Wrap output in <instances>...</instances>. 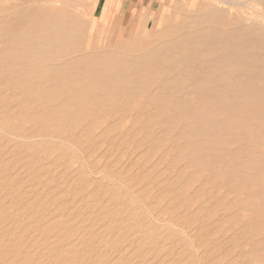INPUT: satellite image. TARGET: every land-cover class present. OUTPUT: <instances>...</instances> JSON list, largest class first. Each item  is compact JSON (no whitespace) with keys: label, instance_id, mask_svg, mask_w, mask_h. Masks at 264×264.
Segmentation results:
<instances>
[{"label":"rangeland","instance_id":"rangeland-1","mask_svg":"<svg viewBox=\"0 0 264 264\" xmlns=\"http://www.w3.org/2000/svg\"><path fill=\"white\" fill-rule=\"evenodd\" d=\"M178 1L0 0V264H264V5Z\"/></svg>","mask_w":264,"mask_h":264},{"label":"bare ground","instance_id":"bare-ground-1","mask_svg":"<svg viewBox=\"0 0 264 264\" xmlns=\"http://www.w3.org/2000/svg\"><path fill=\"white\" fill-rule=\"evenodd\" d=\"M7 1V0H6ZM6 1H4V2H6ZM11 1V0H10ZM55 1V0H54ZM2 2H3V0H2ZM3 2V3H4ZM12 2H13V0H12ZM16 2V1H15ZM26 2V1H25ZM64 2V1H63ZM62 2V3H63ZM68 2L69 1H66V2H64L63 4H61V6H68L69 4H68ZM261 2H262V4L264 5V0H261ZM24 3V2H23ZM56 3H57V1H56ZM75 2H73V4H74ZM243 3V2H242ZM10 4H11V2H10ZM37 4V3H36ZM39 4V3H38ZM76 4V3H75ZM231 4V3H230ZM24 5V4H23ZM29 5V6H28ZM28 5H26V6H28V7H31V5L30 4H28ZM33 5H35V4H33ZM32 5V6H33ZM72 5V4H71ZM233 5V4H232ZM235 5H237V4H235ZM25 6V7H26ZM38 6V5H37ZM3 7V6H2ZM21 7H23V6H21ZM55 7V6H54ZM71 7V6H70ZM245 7V6H244ZM9 9H11V8H9ZM19 9H20V7H19ZM31 9V8H30ZM47 9H50V8H40L39 10H47ZM69 10V9H68ZM216 10H220L219 8H217ZM26 11L27 10H24V11H20V10H12V13H9L10 15H9V20H13L15 17H20V15L21 14H26ZM11 12V11H10ZM254 12V11H253ZM15 13V14H14ZM41 13H42V11H41ZM5 15H6V13H5ZM261 15V14H260ZM3 17V16H2ZM46 18L49 20V21H53V22H48V24L44 27V29H43V33H42V35L43 36H40V38H36L34 35H35V31H34V28H32L31 26H26V25H24V27H21V28H18V30H17V33L15 34L16 35V37L14 38V40L16 41V42H18V43H16V45L13 43L11 46L15 49V48H17L18 46H19V44H20V41H23V42H26L25 43V45L27 44L28 46H30V49H32L34 52L37 50L38 52H39V54L40 55H49L50 56V54H49V48L51 47V46H53L54 44H55V41L54 40H52L51 39V37H53V36H57V37H59L58 35H60L61 36V31L59 30V27L57 28V25H58V23H59V21H60V19L57 17V19H54V18H56V17H54L53 15H50V14H47L46 15ZM45 18V19H46ZM6 23V22H5ZM61 23V22H60ZM71 23V22H70ZM261 24L260 25H263V26H261L260 27V31L261 32H263L264 33V16L262 15V21L260 22ZM81 24V23H80ZM250 25V28H252V29H257V22L255 21V22H253V23H251V24H249ZM93 27H94V25L92 24V22L90 23V25H89V34L91 33V31H92V29H93ZM64 30V29H63ZM198 41H195V42H193V43H188V44H185V46H192L193 47V45L195 44L196 46H198V45H202V46H205V48H208L207 50H203L202 51V53H210V47H211V44L210 43H208V42H210V36L209 35H206V36H203L202 38H200V40H199V42L200 43H197ZM238 43H236V45H237ZM122 49V48H121ZM244 51V50H243ZM237 54H239V52L237 53ZM21 57H22V55H21ZM23 58V57H22ZM189 59L186 57H182V58H180V61H188ZM49 61H51V59L50 58H48V59H46L45 60V62H46V64H47V66L48 67H50V65H49ZM13 64H14V62H13ZM23 66V65H22ZM25 67V66H24ZM126 69V68H125ZM170 69V68H169ZM225 77V76H224ZM179 78V77H178ZM206 83V82H205ZM210 83H212L211 81H210ZM221 84V83H220ZM236 85H238L237 83H235ZM234 84V85H235ZM222 85H224V84H222ZM237 87V86H236ZM9 88H11V86L9 87ZM115 97V96H114ZM236 100V99H235ZM7 103V102H6ZM219 103V102H218ZM223 103V102H222ZM228 103V102H227ZM3 117V116H2ZM132 121V120H131ZM131 127V126H130ZM96 136V135H95ZM43 138V137H42ZM39 139V138H38ZM121 163V162H120ZM88 168V167H87ZM247 168V167H246ZM263 174V173H262ZM193 177V176H192ZM258 177V176H257ZM69 189V188H68ZM44 191V190H43ZM42 192V191H41ZM43 195V194H42ZM58 195V194H57ZM65 199V198H64ZM51 210V209H50ZM66 210V209H65ZM66 212V211H65ZM64 212V213H65ZM72 212V211H71ZM22 213V212H21ZM63 213V212H62ZM61 213V214H62ZM252 215V214H251ZM55 217H56V214H55ZM42 219V218H41ZM80 223V222H79ZM46 228V227H45ZM77 240V239H76ZM9 242V241H8ZM87 244V243H86ZM82 245V244H81ZM100 246V245H99ZM29 247V246H28ZM47 250V249H46ZM97 250V249H96ZM105 252V251H104ZM103 259V258H102ZM104 260V259H103ZM103 260H101V261H103ZM95 261V260H94ZM98 262H100V261H98ZM91 263V262H90ZM101 263V262H100ZM108 264V263H107ZM111 264V263H110Z\"/></svg>","mask_w":264,"mask_h":264},{"label":"crops","instance_id":"crops-1","mask_svg":"<svg viewBox=\"0 0 264 264\" xmlns=\"http://www.w3.org/2000/svg\"><path fill=\"white\" fill-rule=\"evenodd\" d=\"M122 3H129V4H133L135 3L136 5L139 4H144L145 1L147 0H120ZM176 8L173 12H168L166 10H162L159 14V19L160 20H156V18H153L152 16H146L144 18H146L147 20L151 19L154 22V25H159L161 23H164V26L161 28H157V26H154V28H150L147 25L144 26L142 31H155V30H171L174 27H170L171 24H173V20H174V16L185 12V13H191L193 10H216L217 7L213 5L212 0H201V2L198 1H184V2H176ZM113 0H107L105 7H104V16H106L107 10H109V8L113 5ZM95 9V8H94ZM143 18V19H144ZM148 24V23H147Z\"/></svg>","mask_w":264,"mask_h":264}]
</instances>
